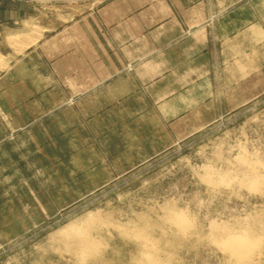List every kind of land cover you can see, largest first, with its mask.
<instances>
[{"label":"rangeland","instance_id":"374dc122","mask_svg":"<svg viewBox=\"0 0 264 264\" xmlns=\"http://www.w3.org/2000/svg\"><path fill=\"white\" fill-rule=\"evenodd\" d=\"M217 1L0 0V264H264V0Z\"/></svg>","mask_w":264,"mask_h":264},{"label":"bare ground","instance_id":"6f19581e","mask_svg":"<svg viewBox=\"0 0 264 264\" xmlns=\"http://www.w3.org/2000/svg\"><path fill=\"white\" fill-rule=\"evenodd\" d=\"M17 38H19L18 37V35L17 34H9V35H6V37H5V41L6 42H9V44H14L16 41H18V39ZM4 41V42H5ZM27 44V43H26ZM0 61H1V59H0ZM2 65V64H1ZM259 180L257 179V182H258ZM253 182V181H252ZM256 182V183H257ZM244 183V182H243ZM255 185V184H254ZM256 186V185H255ZM182 217V216H181ZM176 222L178 221V219L176 218V220H175ZM181 223V222H180ZM186 224V223H185ZM185 229H186V226H185ZM184 229V230H185ZM182 230V229H181ZM181 232V231H180ZM248 232H249V230H248ZM249 234V233H248ZM243 235V234H242ZM251 235V234H250ZM238 236V237H237ZM236 237L235 236H229L228 235V238L227 239H225V242L224 241H222L223 242V245H224V247L223 248H226L227 250L226 251H228L230 254H231V256H235L238 260H236V261H238L239 263H240V261L241 262H246L247 260H249L251 257H252V255L253 254H255V249L258 247V245H257V243L254 241V239H250L251 237H248L249 239H247V237H246V234L244 235V236H242V237H239V235H237ZM241 236V235H240ZM252 238H253V236H252ZM262 239V238H261ZM257 240V239H256ZM75 244H77V243H79V240H78V242L75 240V241H73ZM81 243L82 244H84V245H88V243H87V241L86 240H83V241H81ZM148 243V242H147ZM91 244H92V242H91ZM151 244V243H150ZM220 244H222V243H220ZM152 245V244H151ZM222 245V246H223ZM149 247V246H148ZM225 250V249H224ZM228 253V254H229ZM258 257V256H257ZM235 261V262H236ZM154 262V261H153ZM256 262V261H255ZM158 264V263H157ZM238 264V263H237Z\"/></svg>","mask_w":264,"mask_h":264},{"label":"crops","instance_id":"0c3cea01","mask_svg":"<svg viewBox=\"0 0 264 264\" xmlns=\"http://www.w3.org/2000/svg\"><path fill=\"white\" fill-rule=\"evenodd\" d=\"M217 3V5H222V8H221V11H223V13L222 14H226V16H229V12L231 11V12H233L232 10L233 9H235L234 7H232V8H229V10H228V6L225 8V6L223 7V4H225L224 2H223V0H220V1H217L216 2ZM211 6V5H210ZM210 8V7H209ZM224 8L226 9V10H224ZM228 14V15H227ZM232 18H234V19H239L240 18V16H238V15H235V16H233Z\"/></svg>","mask_w":264,"mask_h":264}]
</instances>
